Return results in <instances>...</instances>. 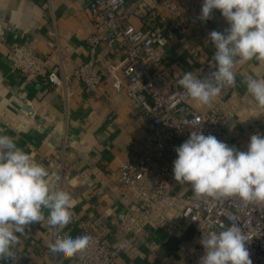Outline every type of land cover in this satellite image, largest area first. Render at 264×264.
I'll list each match as a JSON object with an SVG mask.
<instances>
[{"label":"crops","instance_id":"1","mask_svg":"<svg viewBox=\"0 0 264 264\" xmlns=\"http://www.w3.org/2000/svg\"><path fill=\"white\" fill-rule=\"evenodd\" d=\"M90 1L0 0V129L47 170L63 162L74 176V185L64 189L72 198L71 222L63 229L50 227L47 220L26 226L25 235L15 246L18 259L0 260V264H73V257L64 258L49 250L54 232L75 238L84 224L96 229L99 222H109L117 213L127 211L116 187V174L123 162L141 153L140 144L149 134V129L131 116L133 103L111 80L89 93L81 82L50 86L46 71L24 75L12 64L10 45L20 42L37 55L48 57L60 77L71 76L89 59L87 39L98 30ZM165 1L179 0H127L128 21L142 29L158 28L167 15ZM208 24L216 31L228 27L219 11ZM49 43H54V48ZM193 50L200 52L201 60L213 58L215 52L208 38L197 42L188 34L170 37L166 65L171 75L194 65ZM99 51V68L118 60L116 50L105 43ZM233 71L247 108L231 121L229 133L232 145L247 151L252 135H264V107L246 92L243 80L248 76L264 80V61L238 63ZM83 174L96 178L102 193L90 190L81 178ZM144 236L139 239L123 231L111 236L108 243L116 252V262L175 264L191 254L198 238L194 227L182 239L156 227L147 229ZM148 241L156 242L157 247L148 248Z\"/></svg>","mask_w":264,"mask_h":264},{"label":"built area","instance_id":"2","mask_svg":"<svg viewBox=\"0 0 264 264\" xmlns=\"http://www.w3.org/2000/svg\"><path fill=\"white\" fill-rule=\"evenodd\" d=\"M202 2L165 1L167 15L162 24L156 29H142L128 21L127 0H91L89 10L98 30L87 39L89 59L69 77H60L48 57L37 55L25 44L10 45L13 69L30 76L46 71L50 86H67L75 80L84 85L86 92L94 93L111 80L133 103L131 116L149 129L140 144L141 153L123 162L116 174V187L127 211L117 213L109 222H99L96 229L84 224L80 235L91 239L73 257V264H118L116 252L108 243L110 237L123 231L142 239L146 230L154 227L176 239L184 238L190 227L196 228L198 238L193 251L175 264H200L205 254L200 242L203 234L218 233L233 225L248 237L246 247L252 264H264V202L245 204L238 197L197 198L190 184L174 180L175 147L192 131L199 130L233 146L231 121L247 108L244 96L237 90V80L234 86L224 87L204 109L178 85L184 72L204 77L214 70L213 58L201 60L198 50L192 52L195 63L190 69L176 76L167 69V45L172 35L188 34L204 42L212 31L208 21L198 18ZM103 43L116 50L119 57L99 68ZM49 46L54 48L55 44ZM48 172L50 184L63 190L74 185V176L63 162L55 163ZM81 178L90 190L102 193L96 178L87 174ZM146 244L150 249L157 247L154 241Z\"/></svg>","mask_w":264,"mask_h":264},{"label":"clouds","instance_id":"3","mask_svg":"<svg viewBox=\"0 0 264 264\" xmlns=\"http://www.w3.org/2000/svg\"><path fill=\"white\" fill-rule=\"evenodd\" d=\"M215 11L228 27L208 34L215 48L214 70L204 77L184 72L178 80L186 94L201 105H210L224 87L235 85L236 64L264 61V0H203L198 18L206 22ZM243 83L257 105L264 107V80L248 76ZM174 150V180L190 184L197 198L238 197L245 204L264 202V135H252L247 151H240L212 134L192 131ZM49 175L14 137L0 129V260L18 259L15 246L25 235L26 226L47 220L50 227L63 229L71 222V195L50 184ZM54 236L48 248L64 258L84 250L91 239L88 235L73 238L59 230ZM246 241L248 237L235 225L203 234L200 242L205 254L200 264H252Z\"/></svg>","mask_w":264,"mask_h":264}]
</instances>
